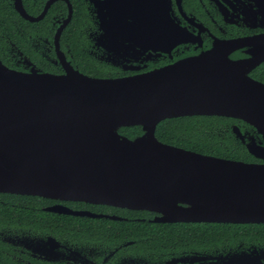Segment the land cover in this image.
<instances>
[{
    "label": "water",
    "instance_id": "obj_1",
    "mask_svg": "<svg viewBox=\"0 0 264 264\" xmlns=\"http://www.w3.org/2000/svg\"><path fill=\"white\" fill-rule=\"evenodd\" d=\"M169 4L163 0L161 31L172 47L180 30ZM223 48L118 79L86 76L68 63L63 75L22 73L0 61V193L149 211L159 215L157 223H264V164L156 137L167 119L236 118L257 131L259 140L250 137L246 147L264 159V85L248 75L264 58L233 62ZM130 127L143 134L120 133ZM234 133L245 143L237 126ZM46 210L122 220L62 206ZM51 243L36 246L46 250Z\"/></svg>",
    "mask_w": 264,
    "mask_h": 264
},
{
    "label": "flooded vegetation",
    "instance_id": "obj_2",
    "mask_svg": "<svg viewBox=\"0 0 264 264\" xmlns=\"http://www.w3.org/2000/svg\"><path fill=\"white\" fill-rule=\"evenodd\" d=\"M169 1V16L180 30V35L173 38L176 43L172 47L164 43L161 31L163 0H0V61L7 68L22 73L36 70L63 75L66 73L64 64L68 63L86 76L118 79L200 57L215 45L223 46L233 62L264 58V0ZM107 32L108 37L105 36ZM70 33L74 35L67 36ZM73 42L75 48L71 46ZM82 59H89L95 66L106 69L107 75L85 73L79 65ZM248 75L264 85V60ZM221 118L229 120L227 135L251 157L236 161L264 164V159L255 157L246 147L250 137L259 140L257 131L242 120ZM236 126L244 135L245 143L234 133ZM130 128L140 131L133 137L124 133L128 128L121 129L120 133L130 139L143 134L142 127ZM8 195L18 194L0 193V205L15 207L17 198ZM41 199L43 206L40 209L52 216L65 214L46 209L62 206L128 219L118 214L125 210L123 208ZM139 212H144L141 214L144 217L132 220L164 225L232 224L157 223L153 222L159 216L157 213ZM61 218L58 221L48 218L44 229H35L24 228L16 215H9L6 221L0 215V255L15 264H226L234 256L238 264H264V223L233 224L237 227L224 231L230 236H222L221 243L214 249L205 240L201 247H193L187 236L184 247L177 239L170 251L166 247L152 251L147 246H137L135 240L118 239L127 232L125 230L111 229L110 225L93 230L66 229ZM92 219L107 224L122 221L106 217ZM50 239L56 243L46 245V250L36 246L37 241L48 242Z\"/></svg>",
    "mask_w": 264,
    "mask_h": 264
},
{
    "label": "trees",
    "instance_id": "obj_3",
    "mask_svg": "<svg viewBox=\"0 0 264 264\" xmlns=\"http://www.w3.org/2000/svg\"><path fill=\"white\" fill-rule=\"evenodd\" d=\"M75 33V30H73ZM74 33L67 34L72 36ZM72 48L76 47L75 42ZM81 69L93 76H106L107 70L95 66L89 59H82L79 62ZM229 120L221 117H181L167 119L161 122L156 129V137L167 144L182 147L198 153L212 155L234 160H250L251 157L246 151L235 142L226 133V125ZM139 128H128L124 133L133 137L139 133ZM4 196V194H3ZM16 197L18 203L15 207L0 205V215L4 221L10 215H16L19 222L24 228L33 227L35 229H44L45 222L63 219V227L66 229H101L109 228L125 230L126 233L120 235L118 239L135 240L137 246H147L154 251L161 247H166L170 251V247L178 239L184 247L185 238L188 236L189 243L193 247H201L203 241L209 242L211 249L219 246L222 236L229 237L228 232L231 228H236L233 224H153L147 221L132 220L134 217H144V212L123 210L119 211L127 217V220L105 221L92 219L87 217H76L67 215L47 214L40 207L43 206V199L39 197L8 195ZM115 240V238H114ZM116 241V240H115ZM0 264H15L4 255H0Z\"/></svg>",
    "mask_w": 264,
    "mask_h": 264
}]
</instances>
